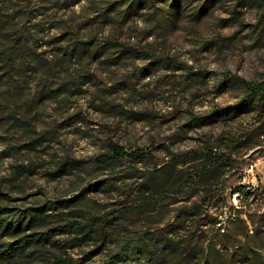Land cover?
<instances>
[{"label":"rangeland","instance_id":"obj_1","mask_svg":"<svg viewBox=\"0 0 264 264\" xmlns=\"http://www.w3.org/2000/svg\"><path fill=\"white\" fill-rule=\"evenodd\" d=\"M135 2L0 0L6 37L0 61L14 40L24 52L16 55L11 85L3 86L5 114L16 121L0 128V208L17 219L34 203L58 204L79 188L83 199L53 208L47 227L62 224L56 220L71 218L74 209L112 212L135 196L133 168L151 169L190 148L212 149L225 156L203 227L238 234L264 258V112L197 125L244 94L237 80L222 85L223 73L264 79V0H148L138 8ZM109 142L150 159L133 165L127 158L119 171L102 172L93 158ZM226 157L231 160L223 162ZM63 162L73 166L54 176ZM176 206L160 203L157 214L121 226L102 245L64 233L20 255H0V264H50L54 257L111 264L110 254L127 236L160 228ZM35 225L27 233L39 230ZM183 236L182 229L170 233L172 242ZM166 263L141 253L119 264Z\"/></svg>","mask_w":264,"mask_h":264},{"label":"trees","instance_id":"obj_2","mask_svg":"<svg viewBox=\"0 0 264 264\" xmlns=\"http://www.w3.org/2000/svg\"><path fill=\"white\" fill-rule=\"evenodd\" d=\"M148 0H137L135 7H141ZM3 22L0 21V38L6 39L2 34ZM21 41L14 40L5 51V59L0 61V128L6 123H15L16 118L11 114H5L3 105L4 89L6 84L11 85L12 76L17 71L16 55L24 54ZM17 56V57H18ZM221 84H227L237 80L244 94L239 101L229 107H217L205 118H200L197 125L209 124L218 121L230 113L256 111L264 112V79L250 81L231 73H223ZM253 107V108H251ZM213 153L212 149L190 148L185 151L170 154L169 158L151 169H134V174L129 178L134 179L135 196L132 200L120 201L118 210L112 212H87L82 213L80 209L71 210V218H59L56 221H63L56 227H47L48 217H51V210L60 209L57 205L64 207L77 206L81 201L84 192L79 188L76 195L62 200L58 204H46L36 202L23 216L17 219L8 216L3 208H0V255L4 258L20 255L26 249L35 248L48 243L54 236L69 233L81 240H92L102 245L108 241L123 225L135 223L136 218L152 217L159 212L158 205L167 201L169 204H177L174 214L158 229H145L127 236L119 247L110 254L111 264H119L126 258L141 253L152 258L167 260L166 264H264V258L258 250L251 247L247 241H242L238 234L229 237L227 234L216 230H209L203 227L204 206L218 198L213 188L214 180L219 175L222 167L221 160ZM150 155L143 152L124 150L117 143L109 142L108 150L93 158L94 165L100 171L114 172L122 169L124 159H130L133 165L149 160ZM225 161L231 158H224ZM73 162H63L56 166L54 176H61L66 173ZM189 166L184 174H176L182 171V167ZM104 184L103 180L89 185L95 189ZM237 190H234V193ZM66 195V194H65ZM198 196L199 200L195 197ZM70 203V204H69ZM31 223L39 230L27 233ZM178 229L184 230V236L177 242H172L170 233ZM206 233V234H205ZM7 236L10 240L2 241ZM200 242L197 249L192 241ZM50 264H74L60 257H54Z\"/></svg>","mask_w":264,"mask_h":264}]
</instances>
